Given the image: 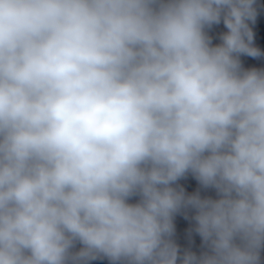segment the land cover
I'll return each mask as SVG.
<instances>
[{"label":"clouds","instance_id":"1","mask_svg":"<svg viewBox=\"0 0 264 264\" xmlns=\"http://www.w3.org/2000/svg\"><path fill=\"white\" fill-rule=\"evenodd\" d=\"M255 3L0 0V264H262Z\"/></svg>","mask_w":264,"mask_h":264},{"label":"water","instance_id":"2","mask_svg":"<svg viewBox=\"0 0 264 264\" xmlns=\"http://www.w3.org/2000/svg\"><path fill=\"white\" fill-rule=\"evenodd\" d=\"M255 7L257 9V16L255 23L249 22L250 27L254 33V46L260 48L264 53V0H256ZM227 31L223 23L219 25H213L211 29H208V34L212 37L213 43H218L220 35ZM242 66L245 68L256 67L264 69V55L259 58L241 57ZM186 189V192L191 194L199 191L201 197L216 198L214 189H203L199 183L195 180L191 173L177 182V185ZM139 197H133L130 202H136ZM185 215L187 219H185ZM194 216V210L181 211L174 217L175 234L173 240L178 245L181 255L185 251L195 253L197 256L206 251L199 235L194 231L195 221L192 219ZM80 245H77V249ZM262 264H264V251L261 252ZM91 264H110L107 259H100L91 262Z\"/></svg>","mask_w":264,"mask_h":264}]
</instances>
